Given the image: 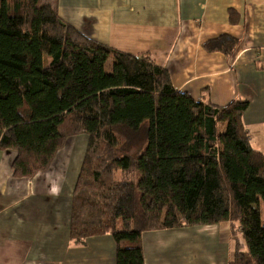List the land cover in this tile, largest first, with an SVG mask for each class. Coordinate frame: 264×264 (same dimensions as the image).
Returning <instances> with one entry per match:
<instances>
[{
	"label": "trees",
	"instance_id": "obj_1",
	"mask_svg": "<svg viewBox=\"0 0 264 264\" xmlns=\"http://www.w3.org/2000/svg\"><path fill=\"white\" fill-rule=\"evenodd\" d=\"M237 44L224 34L205 47L231 54ZM249 106L177 90L148 53L65 21L59 0H0V150L16 153L14 177L32 178L85 135L70 241L111 235L116 264H144L147 231L224 222L229 264H264V153L243 121ZM117 171L135 176L117 180Z\"/></svg>",
	"mask_w": 264,
	"mask_h": 264
},
{
	"label": "crops",
	"instance_id": "obj_2",
	"mask_svg": "<svg viewBox=\"0 0 264 264\" xmlns=\"http://www.w3.org/2000/svg\"><path fill=\"white\" fill-rule=\"evenodd\" d=\"M59 15L110 47L148 53L196 100L223 106L248 99L243 121L264 153V0H59ZM224 34L238 40L233 53L205 47ZM86 147L32 178L14 177L16 153L0 150V264H116L111 235L70 241ZM222 224L145 232L144 264H229L230 225Z\"/></svg>",
	"mask_w": 264,
	"mask_h": 264
},
{
	"label": "rangeland",
	"instance_id": "obj_3",
	"mask_svg": "<svg viewBox=\"0 0 264 264\" xmlns=\"http://www.w3.org/2000/svg\"><path fill=\"white\" fill-rule=\"evenodd\" d=\"M111 65H112V60L110 59L107 62V67L110 69ZM75 137H77V138H75ZM86 138L87 137L86 136H82V134L81 135H77V136L69 137L67 139L65 145L57 153L52 165H54V166L57 165V164L60 165L61 162L64 161L65 156L67 155V153L71 149H76L78 152H81V153L84 152L85 147H86ZM119 141H120V143H123V140L121 138H119ZM134 176H135V174H134L133 171H130V172H127V173H124L122 171H117L116 174H115V178L117 180L133 179ZM263 218H264V205H263ZM222 226L229 228V222H224L222 224ZM178 236H175V237H178ZM165 240L168 241V238L165 237V239H163V238L161 239L162 242H164Z\"/></svg>",
	"mask_w": 264,
	"mask_h": 264
}]
</instances>
